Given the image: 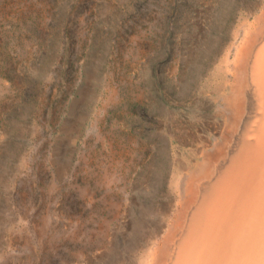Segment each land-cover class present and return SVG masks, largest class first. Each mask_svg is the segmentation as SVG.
<instances>
[{
    "label": "rangeland",
    "instance_id": "rangeland-1",
    "mask_svg": "<svg viewBox=\"0 0 264 264\" xmlns=\"http://www.w3.org/2000/svg\"><path fill=\"white\" fill-rule=\"evenodd\" d=\"M259 1L0 0V264L133 258Z\"/></svg>",
    "mask_w": 264,
    "mask_h": 264
},
{
    "label": "bare ground",
    "instance_id": "bare-ground-1",
    "mask_svg": "<svg viewBox=\"0 0 264 264\" xmlns=\"http://www.w3.org/2000/svg\"><path fill=\"white\" fill-rule=\"evenodd\" d=\"M259 5L215 81L200 90L199 128L171 135L181 147L172 145L168 199L144 243L132 245L126 226V264H264V0Z\"/></svg>",
    "mask_w": 264,
    "mask_h": 264
}]
</instances>
